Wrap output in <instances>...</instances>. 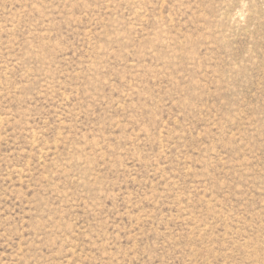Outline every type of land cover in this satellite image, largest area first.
Returning <instances> with one entry per match:
<instances>
[{
	"label": "rangeland",
	"instance_id": "rangeland-1",
	"mask_svg": "<svg viewBox=\"0 0 264 264\" xmlns=\"http://www.w3.org/2000/svg\"><path fill=\"white\" fill-rule=\"evenodd\" d=\"M0 264H264V0H0Z\"/></svg>",
	"mask_w": 264,
	"mask_h": 264
}]
</instances>
